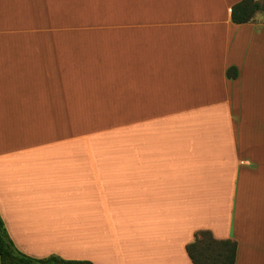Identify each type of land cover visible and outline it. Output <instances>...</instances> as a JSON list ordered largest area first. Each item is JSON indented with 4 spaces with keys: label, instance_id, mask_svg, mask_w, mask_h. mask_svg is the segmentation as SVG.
<instances>
[{
    "label": "crops",
    "instance_id": "crops-1",
    "mask_svg": "<svg viewBox=\"0 0 264 264\" xmlns=\"http://www.w3.org/2000/svg\"><path fill=\"white\" fill-rule=\"evenodd\" d=\"M241 1L0 0V214L20 252L193 264L209 231L264 264V14L235 24Z\"/></svg>",
    "mask_w": 264,
    "mask_h": 264
},
{
    "label": "trees",
    "instance_id": "trees-1",
    "mask_svg": "<svg viewBox=\"0 0 264 264\" xmlns=\"http://www.w3.org/2000/svg\"><path fill=\"white\" fill-rule=\"evenodd\" d=\"M264 14V0H243L232 9L235 24H247L255 21L257 14ZM237 77V70L228 72ZM187 253L193 264H236L237 243L232 240H218L209 231H201L195 240L187 246ZM0 263L1 264H94L84 260H67L56 255L46 258H34L20 252L11 240L0 214Z\"/></svg>",
    "mask_w": 264,
    "mask_h": 264
}]
</instances>
